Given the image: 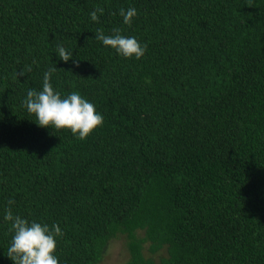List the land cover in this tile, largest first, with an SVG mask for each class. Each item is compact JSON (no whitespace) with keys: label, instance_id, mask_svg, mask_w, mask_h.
Instances as JSON below:
<instances>
[{"label":"trees","instance_id":"1","mask_svg":"<svg viewBox=\"0 0 264 264\" xmlns=\"http://www.w3.org/2000/svg\"><path fill=\"white\" fill-rule=\"evenodd\" d=\"M117 28L140 59L95 38ZM54 66L53 88L103 115L83 140L22 105ZM10 198L60 226L59 264L117 238L124 264H264V0H0V264Z\"/></svg>","mask_w":264,"mask_h":264},{"label":"clouds","instance_id":"2","mask_svg":"<svg viewBox=\"0 0 264 264\" xmlns=\"http://www.w3.org/2000/svg\"><path fill=\"white\" fill-rule=\"evenodd\" d=\"M103 8H96L89 13L91 20L98 19L97 13H103ZM123 24H130L137 15L135 7L119 9ZM95 38L104 46L114 49L118 55L125 58L140 59L146 51L135 36H125L120 29H114L113 34H104L98 30ZM55 54L62 61H69L73 52L62 44H57ZM73 63H76L73 60ZM30 70V66H29ZM57 68L50 67L43 73L41 89L29 88L22 100V105L29 114L34 115V122L42 128L69 130L78 139H85L97 127L103 124V115L96 110L91 101L79 92L73 91L66 96L55 90L50 82ZM23 76L24 73H19ZM15 201L8 199L4 209L3 220L9 222L12 233L7 247V258L12 264H59L55 255L57 238L62 236V229L56 223L49 225L35 219L29 220L20 214H14L10 205Z\"/></svg>","mask_w":264,"mask_h":264},{"label":"rangeland","instance_id":"3","mask_svg":"<svg viewBox=\"0 0 264 264\" xmlns=\"http://www.w3.org/2000/svg\"><path fill=\"white\" fill-rule=\"evenodd\" d=\"M124 238H117L110 242L107 246L102 259L97 264H124L128 260V252L125 246ZM147 256L149 253L144 251ZM164 255L165 252L161 250L157 255ZM157 255L155 256L157 258Z\"/></svg>","mask_w":264,"mask_h":264}]
</instances>
